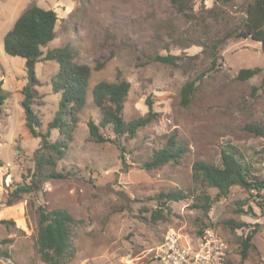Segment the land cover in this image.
Here are the masks:
<instances>
[{
  "label": "rangeland",
  "instance_id": "1",
  "mask_svg": "<svg viewBox=\"0 0 264 264\" xmlns=\"http://www.w3.org/2000/svg\"><path fill=\"white\" fill-rule=\"evenodd\" d=\"M247 3L190 0L183 14L170 0H0V86L8 94L0 118V264H48L36 248L40 206L65 210L80 221L73 231L75 253L68 264H150L168 229L194 239L209 225H215L227 242L226 264H264V209L256 206L255 192L234 186L202 211L195 208L201 202L194 196L214 198L216 190L192 179L195 161L219 166L224 151L244 163L252 177L264 179V137L245 128L248 124L264 128V53L250 38L232 36L221 42L243 26ZM31 4L57 16L55 38L43 53L67 47L76 63L93 70L72 142L56 165L67 178L48 180L39 192L5 206L7 194L28 182L40 143L28 133L20 105L24 60L3 49L5 34ZM167 55L178 57L175 65L156 60ZM253 68L261 72L246 81L236 79L240 70ZM58 72L54 61L42 60L35 66L41 98L33 109L42 122L41 132L58 108L59 95L51 89ZM116 81L130 84L123 119L130 122L146 115L149 99L155 120L134 138L123 136L117 142L111 127H99L110 140L98 143L88 129V122L101 121L91 90L99 82ZM188 81H194L196 89L184 107L180 92ZM174 131L187 142V155L176 165L145 170L143 164ZM57 139V131L51 130L49 140ZM120 146L125 148V165ZM171 190L183 191L187 199L169 202L170 211L163 210L160 217L155 214L156 197ZM261 197L258 201L264 206V190ZM239 207L243 213H237ZM228 221L246 227L231 230ZM256 226L254 249L241 259L240 239Z\"/></svg>",
  "mask_w": 264,
  "mask_h": 264
},
{
  "label": "trees",
  "instance_id": "2",
  "mask_svg": "<svg viewBox=\"0 0 264 264\" xmlns=\"http://www.w3.org/2000/svg\"><path fill=\"white\" fill-rule=\"evenodd\" d=\"M179 13L186 14L190 0H170ZM246 18L243 26L234 35H225L221 42L234 36L235 38H250L261 44L264 53V0H248L245 8ZM57 16L53 10L43 9L35 4L29 5L16 19L11 29L3 38L4 52L12 57H20L24 60L26 82L20 94L22 96L21 108L24 113L25 127L32 138L40 140L39 146L33 153V169L28 177V182L17 184L6 196L5 206H11L22 199L24 194L36 193L41 190V185L48 180L66 179L67 173L56 170L57 162L62 160L67 152L68 145L72 142L73 132L76 128L77 114L86 103L88 81L92 68L74 61L72 53L67 47H58L43 53L49 43L55 38V26ZM178 57L167 55L157 56L156 60L162 64L175 65ZM54 61L59 66V72L51 82L54 94L59 95L57 111L53 119L48 123L47 130L41 132L42 122L34 112L33 105L41 98L37 87L40 81L35 74V66L40 61ZM217 57L211 59L215 66ZM98 67H96L95 70ZM261 72L260 68L242 69L236 79L246 81ZM130 84L127 81L99 82L91 90L92 100L101 113L99 125L88 122L90 137L98 143L109 141L99 132V127H111L115 135V142L120 137L126 140L135 137L138 130L145 128L155 120L156 114L152 111V103L146 101V115L126 122L122 112ZM195 82L188 81L181 88V106L187 107L192 100L195 91ZM8 94L4 93L0 86V118L2 106L5 104ZM246 130L264 137V128L256 124L246 125ZM58 133V139L50 141V131ZM120 148V159L125 165V148ZM189 147L186 141L172 132L165 145L152 152L149 159L143 164L145 170H154L166 164H178L188 153ZM193 182L204 188L216 190V195L211 198L207 194H200L194 198L201 202L195 208L202 211L208 210L212 203L226 197L230 189L238 186L245 191H254L255 197L262 199L261 191L264 190V179L254 178L248 168L230 152L221 153L220 165L195 161L192 165ZM186 193L181 190L162 192L156 197L159 209L155 214L162 217V211H170L169 202H178L187 199ZM255 199L256 206L263 210L261 201ZM263 202V201H262ZM244 212L242 207L237 213ZM37 238L36 248L40 259L48 264H68L73 258L75 248L73 245V231L80 224L70 213L62 209H37ZM231 230L246 227L243 223L234 221L226 222ZM210 226V225H209ZM208 227V226H207ZM206 228V227H205ZM204 228V229H205ZM198 232L197 236L202 234ZM259 226L247 233L245 239H240L241 259L247 257L248 251L254 249L253 238ZM226 264V262H225Z\"/></svg>",
  "mask_w": 264,
  "mask_h": 264
},
{
  "label": "built area",
  "instance_id": "3",
  "mask_svg": "<svg viewBox=\"0 0 264 264\" xmlns=\"http://www.w3.org/2000/svg\"><path fill=\"white\" fill-rule=\"evenodd\" d=\"M226 254L227 242L215 225L194 239L170 228L153 250L150 264H225Z\"/></svg>",
  "mask_w": 264,
  "mask_h": 264
}]
</instances>
